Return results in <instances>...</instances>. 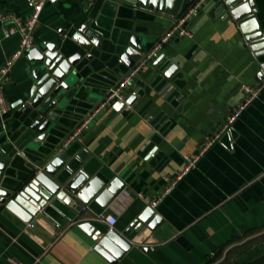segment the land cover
<instances>
[{"label": "crops", "instance_id": "crops-1", "mask_svg": "<svg viewBox=\"0 0 264 264\" xmlns=\"http://www.w3.org/2000/svg\"><path fill=\"white\" fill-rule=\"evenodd\" d=\"M198 0H183L186 8ZM264 35V0H253ZM135 0H62L47 4L35 33V48H77L80 31L98 36L92 59L83 58L81 82L66 104L59 127L45 139L33 131L22 112V100L33 86L38 65L29 54L16 62L4 90L8 113H0V134L31 156L55 149L103 103L129 73L120 60L132 36L151 50L174 20L137 8ZM189 9V8H188ZM28 0H0V14L28 17ZM186 28L193 38H175L129 85L124 108L107 106L87 123L64 151L91 177L110 185L118 178L125 189L104 207L96 198L66 213L41 211L25 223L10 211L0 213V264H112L95 248L98 232L108 225L91 219L100 213L116 218L113 232L123 234L146 209L139 194L161 197L154 209L162 221L149 222L116 264H205L222 248L264 231V90L240 112L215 143L186 169L185 156L199 154L232 113L244 104L242 88L262 83L263 58L252 52L234 20L207 0ZM20 37L5 38L0 22V65L18 48ZM34 48V49H35ZM87 53H84L86 55ZM3 125L5 126L3 128ZM59 153V151H58ZM29 159L14 161L15 179L24 177ZM17 177V178H16ZM177 183L165 193L167 180ZM15 183V181H12ZM91 223L88 231L82 225ZM144 248H150L145 251Z\"/></svg>", "mask_w": 264, "mask_h": 264}, {"label": "water", "instance_id": "water-1", "mask_svg": "<svg viewBox=\"0 0 264 264\" xmlns=\"http://www.w3.org/2000/svg\"><path fill=\"white\" fill-rule=\"evenodd\" d=\"M135 1L137 8L169 16L174 21L191 7L185 8L182 4L183 0ZM215 1L216 8L222 13L225 12L227 17L232 18L241 29L256 57L263 58L264 35L255 18L256 9L253 0ZM74 40L77 48L73 50H59L58 45L54 44L49 45L44 51L35 48L29 53L31 60L38 65L33 70L34 84L26 97L27 101L22 100L20 105L23 106L24 118L30 122L29 127L40 134L37 137L39 139L55 134L53 131L59 128L56 125V123L61 124L58 118L67 110L66 104L72 99L81 82L82 71L79 65L83 58L91 60L92 47L100 44L97 34L89 38L83 31L77 33ZM122 46L124 50L120 53V60L130 70L143 61L149 53L142 46L138 36H132L128 44ZM260 65L264 81V63ZM133 98L126 104L118 103V105L126 108V105H131ZM3 137L0 134V213L6 209L25 223H30L41 211L46 214L52 211L57 214L66 213L67 210L76 211L78 207L90 204L89 200L96 196L97 201L107 207L125 189V185L120 183L118 178L107 185L100 182L97 177L93 178L87 174L82 165L77 164L75 160L66 159L64 151L69 147L59 151L63 141L60 142L57 150L40 148L33 157L29 152L14 147ZM24 156L29 159L26 164L29 172L24 177L15 179L12 176V171H17L14 161ZM151 221L150 227L153 229L162 222L157 217L156 211L150 207L140 214L123 234L98 232L95 238L96 252L112 264H116L131 250V242L139 231ZM82 227L88 231L92 225L85 223ZM144 250L147 252L151 249L144 248Z\"/></svg>", "mask_w": 264, "mask_h": 264}, {"label": "built area", "instance_id": "built-area-1", "mask_svg": "<svg viewBox=\"0 0 264 264\" xmlns=\"http://www.w3.org/2000/svg\"><path fill=\"white\" fill-rule=\"evenodd\" d=\"M60 1L62 0H28V3L31 7V12L30 15L26 18L11 13L0 14V22L4 26L5 38H12L16 35L20 37V43L15 51V54L10 59H8L5 64L0 65V113L2 115L7 114L9 111L4 87L12 78V70L16 65V62L22 57L28 55L30 51L35 48V31L41 22L45 6L47 4L53 5ZM85 1L91 5V3H93L95 0ZM206 1L207 0H198L193 6L187 9L184 15L178 17L177 21H174V25L168 30L165 35H163L160 41L151 48L149 53L146 55V58L136 66H134L133 69L130 70L128 75L115 87H112V89L106 95L103 103L99 105L98 109L94 110L89 115L87 121L79 125L75 132L68 135L63 140L59 147L60 152L68 148L69 145L76 139H81V134L87 127L86 125L88 121L94 119V117H96L102 109L106 108L107 106H111L114 103H125L126 91L129 88L128 86L131 85V83L134 82L146 69L150 59L155 57L163 49V45L167 44L169 41L175 38H193V33L186 28V23L191 17L195 16L198 13L201 5ZM242 90L245 96V101L243 103L244 105L239 110L231 114L220 132H218L215 136L208 138V140L206 141V145L199 154L184 157V161L186 162L185 171L189 170L191 167H194L197 164L199 157L215 143L221 133L227 130L229 124H231V122L239 116L240 112L246 107V105H248L254 98L259 96V94L264 90V83L258 86L245 85ZM4 127L5 126L3 125V128ZM177 179L178 177L171 180L166 179V182H168V187L165 193L169 192L172 189V187L177 183ZM162 196L151 199L143 194H139V197L142 198L143 201H145L146 204L151 208H155L159 205ZM91 220L108 225L109 232H113L115 223L117 222L116 218L107 216L104 213L96 214Z\"/></svg>", "mask_w": 264, "mask_h": 264}, {"label": "rangeland", "instance_id": "rangeland-1", "mask_svg": "<svg viewBox=\"0 0 264 264\" xmlns=\"http://www.w3.org/2000/svg\"><path fill=\"white\" fill-rule=\"evenodd\" d=\"M262 242H264V231H260L258 233L249 235L247 239L238 243H234L233 245H230V248H227L226 250L227 252L225 251V254L220 256L221 258L217 259V262L213 264H230L231 262H233L232 261L233 258L237 259V257L238 258L243 257L239 255V253H242L243 251H247L249 250V248L253 247L256 244H260ZM254 264H264V259H261Z\"/></svg>", "mask_w": 264, "mask_h": 264}, {"label": "trees", "instance_id": "trees-1", "mask_svg": "<svg viewBox=\"0 0 264 264\" xmlns=\"http://www.w3.org/2000/svg\"><path fill=\"white\" fill-rule=\"evenodd\" d=\"M226 250H227V246L222 248L220 251L216 252L213 256H211L210 259H207L205 264L216 263L217 259H220L221 258L220 256L225 254ZM239 255L243 257L241 258L237 257V259L233 258L232 260L233 262H231L230 264H254L258 262L259 260L264 259V242L254 245L253 247L249 248V250L239 253Z\"/></svg>", "mask_w": 264, "mask_h": 264}]
</instances>
